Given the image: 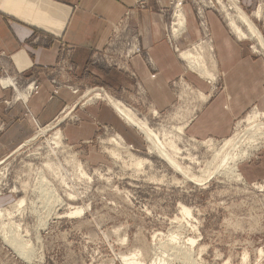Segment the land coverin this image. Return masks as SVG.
<instances>
[{
  "label": "rangeland",
  "instance_id": "rangeland-1",
  "mask_svg": "<svg viewBox=\"0 0 264 264\" xmlns=\"http://www.w3.org/2000/svg\"><path fill=\"white\" fill-rule=\"evenodd\" d=\"M236 1L264 38V0L249 8ZM148 2L132 0L104 47L90 59L93 65L125 75L130 86L111 88L81 83L80 78L71 81L74 63L67 49L56 66L46 69L53 88H65L77 97L61 104L54 121L33 129L21 145L0 155V264H264V147L237 162L240 177L213 172L222 142L245 126L253 112L263 119L264 81L262 103L252 104L234 118L226 136L197 138L187 130L204 104L223 89L208 15H215L248 56L264 65L263 51L243 24L238 22L246 39H239L230 28L226 13L233 11L228 0H168L157 10L163 38L191 77L173 79V102L163 109L154 108L129 69L133 54H140L152 68L134 21ZM186 6L197 36L181 46L179 41L188 30ZM184 51L198 59L207 75L189 67L181 56ZM1 74L0 80L7 78ZM28 83L11 80L1 87L11 90L9 98L0 100L4 109L27 100L19 93L25 90L29 96L32 91L26 93L27 84L34 89L38 85ZM99 90L145 121L189 174L184 176L151 151L138 129L120 119L104 96H95ZM103 106L116 125L103 120ZM87 123L95 124L87 137L65 136L68 126ZM53 124L62 134L59 145L52 143V129L40 131ZM4 128L0 117V135ZM182 207L190 215L185 216ZM13 233L22 244L13 245Z\"/></svg>",
  "mask_w": 264,
  "mask_h": 264
},
{
  "label": "crops",
  "instance_id": "crops-1",
  "mask_svg": "<svg viewBox=\"0 0 264 264\" xmlns=\"http://www.w3.org/2000/svg\"><path fill=\"white\" fill-rule=\"evenodd\" d=\"M239 1L244 8L257 2ZM167 3L168 0H149L147 7L134 16L141 32V47L149 54L152 68L140 54L129 58V69L142 85L145 98L158 109L173 102L170 89L173 79L191 77L183 72L163 38V21L157 10ZM131 5L132 0H0V73L7 77L0 80V100L11 96L9 88H1L8 86L11 80L38 84L29 90L32 91L29 96H23L25 90L19 93L26 101H18L8 109L0 103V117L5 123L0 135V155L21 145L33 129L54 121L61 104L71 103L77 97L65 88H53L46 75V69L56 66L59 56L65 54L64 49L69 50L74 63L71 81L80 78L81 83H100L111 88L130 86L125 75L93 65L90 59L95 51L104 47L113 27ZM184 9L188 30L179 41L181 46L197 36L190 11L187 6ZM208 17L213 26L211 33L223 89L191 120L187 130L197 138L226 136L233 119L252 104L262 103L263 96L262 61L248 56L244 46L222 28L215 15ZM103 114V120L113 123L105 106L101 109ZM94 127L93 123L68 126L64 134L69 139L87 137Z\"/></svg>",
  "mask_w": 264,
  "mask_h": 264
},
{
  "label": "bare ground",
  "instance_id": "bare-ground-1",
  "mask_svg": "<svg viewBox=\"0 0 264 264\" xmlns=\"http://www.w3.org/2000/svg\"><path fill=\"white\" fill-rule=\"evenodd\" d=\"M228 1L230 2L229 7L233 11V13H231V14L228 11H227L228 13H226V16H228V20H229L228 24H229L230 28H232V30H234V32L237 34V37L239 39H246V35L243 33L241 27L238 25V22L243 24L245 26L246 30H249V31H247V34L249 33L250 37L255 39L257 45L260 46V49L263 51V54H264V38H263L260 30L255 25L254 21L239 6V4L237 3L236 0H228ZM178 3H180V1H178ZM259 11L260 10H258L256 12V15H258ZM136 48H135V50H137ZM182 56H184L187 59V62L189 64L190 68L197 67L199 69L198 72L201 75H207L206 69L203 67V65H201V63L198 61L197 58L192 57V55L189 53V51H184L182 53ZM30 84L33 85V83H30ZM31 88H32V86H30L29 89L26 87V89H28L27 92ZM99 92L100 93L95 94V96H97V97L98 96L99 97L104 96L105 99L108 100V103L111 105V107L114 109V111L118 114V116L120 118H122L126 123L132 125L136 129H138L140 134H142L144 136V138L148 141L149 149L151 151L156 152V154L158 156H160L166 163H168V165H170L173 169L180 171L181 174L183 173L184 176L185 175L187 176L189 174L187 172L186 168H184L175 159L173 151L171 152V150L169 149V147L167 145V142H165L154 130H152L147 125V123L145 121L136 117L135 113L130 108H128L123 102H121L120 100H118L116 98H112L110 95H108L104 91L99 90ZM25 95L26 94H24L23 96L25 97ZM260 114L263 116V119L257 118V116H256L257 112H253L252 115H248V118H246V119H248L247 124L245 126H243L242 128H240L237 132H235L231 137L226 138L222 142V145L219 147V149L216 150V155L214 158L216 159V156H218V160H217V163L215 165V169L213 172H222L224 174L238 175L237 177H240V175L238 173H236L237 162H240V160L249 158L258 149L264 147V112L260 113ZM66 115H68V113L64 114L63 116H66ZM55 123L57 124L58 122L56 121ZM56 124L49 125V127L47 126L46 128H43L41 130L39 129V130L41 131V134H43L47 130L52 129L53 133H54V136L51 139L52 143L54 145H59L61 143L60 138H61L62 134H61L60 129L56 127ZM205 141L208 142L210 140L208 138V140L206 139L203 142H205ZM110 142L114 143L118 147L121 146V143L116 139H110ZM173 149H174V146H173ZM174 151H175V149H174ZM132 161H133V164L136 166L142 165V161H140V160H137V161L132 160ZM182 209H183V213L185 214V216L190 215L189 209H186V207H182ZM13 234H14V235H12L13 239H11L13 245L18 244L19 242L21 243V241H19L20 239L19 240L17 239L19 237L16 236L17 237L16 238L15 233H13ZM8 236H11V235H8ZM6 239H7V237H6ZM8 241H10V240H8ZM9 244H10V242H9ZM16 247H17V245H16ZM19 247H21V246H19ZM16 250H17V248H16ZM176 250H178V252L181 253V255H182L183 252H181L180 248L176 249ZM18 251H20V249H18ZM22 252H23V254L27 255V253H24V251H22ZM259 252L261 253L262 251L259 250ZM185 255H183V258L185 257ZM188 255H189V253H188ZM188 255H187V257H189ZM188 260H190V259H188ZM183 261H185V260H183ZM125 262H126V264H136L135 261H125Z\"/></svg>",
  "mask_w": 264,
  "mask_h": 264
}]
</instances>
